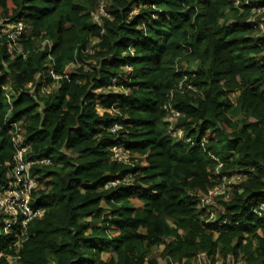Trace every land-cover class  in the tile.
I'll list each match as a JSON object with an SVG mask.
<instances>
[{"label": "trees", "instance_id": "obj_1", "mask_svg": "<svg viewBox=\"0 0 264 264\" xmlns=\"http://www.w3.org/2000/svg\"><path fill=\"white\" fill-rule=\"evenodd\" d=\"M248 17L231 0H0V185L12 124L28 160H50L31 168L41 218L5 231L0 213V264H264V33ZM224 175L228 198L200 208Z\"/></svg>", "mask_w": 264, "mask_h": 264}, {"label": "built area", "instance_id": "obj_2", "mask_svg": "<svg viewBox=\"0 0 264 264\" xmlns=\"http://www.w3.org/2000/svg\"><path fill=\"white\" fill-rule=\"evenodd\" d=\"M234 7L239 12L246 10L249 12L247 22H250L258 29L260 33H264V5H256V0H231ZM241 5V6H240ZM103 9L100 7L99 14H103ZM23 31L22 23L9 24L8 29H4L3 35H5L8 48L13 52H19L20 46L18 45L20 35ZM53 78H58L53 76ZM184 78L183 80H185ZM191 89V86H188ZM177 91L181 92L183 84L180 82L176 88ZM164 111L170 119L169 132L174 133L178 138L182 139L184 143H190L189 139H183L180 130L173 127L174 120L179 116V112L171 107V105H165ZM118 127L115 125L113 131ZM21 128L17 124H12L11 127V141L15 147V154L13 156V162L11 172L7 176L8 182L0 185V213L5 214L6 218L1 222L5 231L11 228V225L20 221L21 227L25 228L27 224L37 218H41L43 210L40 208H32L30 205L31 197L37 187V180L31 173V168L35 165L47 166L50 164V160L45 158L41 160H28L26 158L29 152V146L26 145L21 138ZM205 140H202L200 145L202 146ZM112 157L114 160L119 162H125L128 160V156L123 153L119 147L115 146L112 148ZM212 159L218 164L217 171L223 166L215 157ZM218 175V174H217ZM236 178H227L224 176H218V185L209 189L205 195L200 197L199 207L208 210L209 204L214 199L222 198L226 200L228 198L229 190ZM119 181L111 183V186L117 184ZM254 213L257 216H264V203H259L254 207ZM209 212V210H208ZM212 213L209 217L212 218ZM198 256H205L199 254ZM197 256V257H198ZM233 264V263H232Z\"/></svg>", "mask_w": 264, "mask_h": 264}, {"label": "rangeland", "instance_id": "obj_3", "mask_svg": "<svg viewBox=\"0 0 264 264\" xmlns=\"http://www.w3.org/2000/svg\"><path fill=\"white\" fill-rule=\"evenodd\" d=\"M102 6H103V2L101 3V7H102ZM102 9H103V8H102ZM99 10H100V9H99ZM99 10H98V13H99ZM235 97H236V95L231 96V99H232L233 102H235ZM207 135H209V134H207ZM208 137H212V135H211V136H208ZM159 249H160V248H159ZM159 249H155V248H153L152 251H154V252H158ZM102 257L105 258L106 255L104 254ZM188 263H189V262L183 261L182 264H188ZM160 264H162V263L160 262ZM190 264H207V262H206L205 258H203V256H198V257H195V258H193L192 260H190ZM216 264H221V261L218 259L217 262H216Z\"/></svg>", "mask_w": 264, "mask_h": 264}, {"label": "clouds", "instance_id": "obj_4", "mask_svg": "<svg viewBox=\"0 0 264 264\" xmlns=\"http://www.w3.org/2000/svg\"><path fill=\"white\" fill-rule=\"evenodd\" d=\"M237 10H238V9H237ZM238 12H239V11H238ZM242 12H243V11H242ZM239 13H241V12H239ZM259 33H260V32H259ZM260 34H262V33H260ZM179 114H180V113H179ZM174 121H175V120H174ZM172 125H173V127L175 128V123H174V122H173V124H172ZM168 127H169V126H168ZM175 129H178V130H180V131H181V133H182V130H181V129H179V128H175ZM171 134H172V133H171ZM182 136H183V135H182ZM183 139H187V138H184V137H183ZM202 140H205V138H204V139H202ZM202 140H201V141H202ZM181 141L184 143V141H183L182 139H181Z\"/></svg>", "mask_w": 264, "mask_h": 264}, {"label": "crops", "instance_id": "obj_5", "mask_svg": "<svg viewBox=\"0 0 264 264\" xmlns=\"http://www.w3.org/2000/svg\"><path fill=\"white\" fill-rule=\"evenodd\" d=\"M105 255H106V254H105ZM102 256H103V255H102ZM106 256H107V255H106ZM102 258H103V259H105L106 257H105V258H104V257H102Z\"/></svg>", "mask_w": 264, "mask_h": 264}]
</instances>
